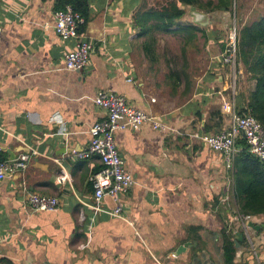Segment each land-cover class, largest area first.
<instances>
[{"label": "crops", "instance_id": "obj_1", "mask_svg": "<svg viewBox=\"0 0 264 264\" xmlns=\"http://www.w3.org/2000/svg\"><path fill=\"white\" fill-rule=\"evenodd\" d=\"M144 1L87 0L80 33L94 50L86 67L69 70L64 57L75 43L52 28L58 0H0V159L31 154L24 171L0 180L1 264H228L224 231L233 226L232 235L241 232L235 179L222 154L200 136L207 134L204 123L219 122L217 112L222 128L230 124L223 104L233 86L225 65L214 67L221 56L215 38L205 41L198 32L182 53L177 21L153 32L155 57L146 56L148 37L132 16ZM186 23L207 33L205 24ZM162 32L178 38L175 64L159 48ZM189 50L201 53L196 65ZM249 89L240 85L237 92ZM100 92L125 96L165 127L147 122L115 131L135 180L121 195L119 217L109 213L117 204L108 194L94 195L89 177L101 168L99 158L77 156L104 113L94 103ZM26 190L56 196L58 208L33 211ZM246 216L264 264V214ZM242 234L234 263L255 264Z\"/></svg>", "mask_w": 264, "mask_h": 264}, {"label": "built area", "instance_id": "obj_2", "mask_svg": "<svg viewBox=\"0 0 264 264\" xmlns=\"http://www.w3.org/2000/svg\"><path fill=\"white\" fill-rule=\"evenodd\" d=\"M83 17L70 5L53 12L52 28L56 35L62 40H73L75 46L69 50L64 57L65 68L69 70H80L86 67L89 57L94 50V45L80 32L79 27L83 23ZM236 30L230 34V45L227 54L223 56L224 63L235 65L236 63ZM234 88L232 92L234 94ZM97 107L104 111L102 117L95 121L88 129L90 136L89 144L85 150L77 154L80 158H88L96 155L102 167L93 173L89 180L94 195L101 198L108 194L117 204L110 214L121 216V195L132 187L135 180L133 175L125 168L124 161L119 155L114 133L117 130H136L144 123H150L153 128L164 129V125L154 116L127 103L126 97L112 92H100L94 99ZM231 115V122L227 127L218 132L204 134L201 140L213 151L222 154L224 165L227 170H233L232 163L240 148L238 139L243 137L248 150L260 161L264 162V128L260 122L250 114L239 115L234 108V101L228 100L223 104ZM31 154L21 152L18 156L0 160V180L16 172L26 169ZM64 175L58 178H63ZM26 199L33 211H52L58 208L59 200L56 196L37 194L26 190ZM221 202L216 204L218 207ZM239 225L238 231L244 233L248 247L252 252L257 264H260L256 248L248 233V218L242 214H234Z\"/></svg>", "mask_w": 264, "mask_h": 264}, {"label": "trees", "instance_id": "obj_3", "mask_svg": "<svg viewBox=\"0 0 264 264\" xmlns=\"http://www.w3.org/2000/svg\"><path fill=\"white\" fill-rule=\"evenodd\" d=\"M233 0H164L162 5L156 1L159 7H153L145 0L139 7L134 10L133 20L134 26L140 28L141 33L148 37L143 44V50L146 56L152 60L155 57L154 31H168L169 28L177 21L179 24L175 33L179 34L182 40V53L189 44H194L198 32L205 37V41L213 40L221 49L219 63L214 65L218 69L220 64L225 66L228 63L223 62V55L227 54L230 42L222 41L221 36L216 35L207 39L204 30L195 24L180 22L186 11L183 6H191L205 12L212 11H229ZM65 5H70L73 10L79 12L84 19V23L80 25L79 32L83 31L88 21V4L87 0H58L56 9H62ZM155 20V23L149 22ZM227 39V37H226ZM236 73L242 67L247 73V78L254 81L253 89L247 91H238L233 94L232 89L229 91V100L234 101V108L239 115H253L264 128V15L255 19L250 24H243L236 32ZM241 68V69H242ZM235 85V89H236ZM216 116L219 122L204 123V132L207 134L218 132L221 127L222 115L217 112ZM237 144L241 150L237 152L234 161L233 176L234 196L237 200V213L246 215H262L264 214V162L256 158L249 152L245 139L241 137ZM2 160V159H0ZM102 167V165H101ZM100 170V169H99ZM97 172V171H96ZM95 173V172H94ZM92 175V174H91ZM90 175V176H91ZM91 183V182H90ZM92 186V185H91ZM218 203V202H217ZM233 226L224 231L223 249L228 264H235L234 257L236 247L234 245L236 235H232ZM252 259L257 264L252 252Z\"/></svg>", "mask_w": 264, "mask_h": 264}, {"label": "rangeland", "instance_id": "obj_4", "mask_svg": "<svg viewBox=\"0 0 264 264\" xmlns=\"http://www.w3.org/2000/svg\"><path fill=\"white\" fill-rule=\"evenodd\" d=\"M159 2V5L164 3V0H148L149 4ZM186 14L182 17L181 21L190 22V20L195 21L196 23L201 24L200 21L207 20L205 24L207 35H212L216 37V35L221 36L222 41L230 42V34L240 28L243 24H250L255 19L259 18L261 15H264V0H233L231 9L229 11H212V12H204L198 8H194L191 6H183ZM163 33V32H162ZM208 37V36H207ZM227 37V39H226ZM160 42V50L165 52L170 59L173 60L172 64H175L180 60L177 55L178 50L176 49L178 42V38L172 33H163ZM202 40H197L196 48L201 46ZM175 48V50H173ZM189 56L188 59L196 65V60L200 57L201 53H197L196 51L189 50L187 52ZM174 58V59H173ZM236 65V63H235ZM228 63L225 66V72L227 73L228 82L233 86L236 92L238 86L241 85V88L253 89L254 81L249 80L247 78V73H245L244 69L240 68V70L236 73V67ZM229 99V98H228Z\"/></svg>", "mask_w": 264, "mask_h": 264}, {"label": "water", "instance_id": "obj_5", "mask_svg": "<svg viewBox=\"0 0 264 264\" xmlns=\"http://www.w3.org/2000/svg\"><path fill=\"white\" fill-rule=\"evenodd\" d=\"M200 22H201V24H206V23H207V20H202V21H200ZM13 158H14V157H13ZM10 159H12V158H10ZM249 225H250V224H249ZM242 239H243V234H242L241 232H238V233H237V236H236V239H235V243L238 245L239 242H240ZM187 246H188V243H185V244L179 246L178 249H177V252L182 251V250L184 249V247H187ZM0 264H1V263H0Z\"/></svg>", "mask_w": 264, "mask_h": 264}, {"label": "bare ground", "instance_id": "obj_6", "mask_svg": "<svg viewBox=\"0 0 264 264\" xmlns=\"http://www.w3.org/2000/svg\"><path fill=\"white\" fill-rule=\"evenodd\" d=\"M232 165H233V163H232Z\"/></svg>", "mask_w": 264, "mask_h": 264}]
</instances>
